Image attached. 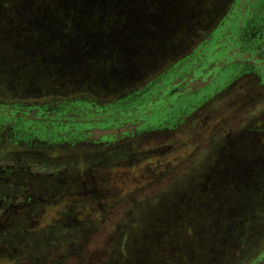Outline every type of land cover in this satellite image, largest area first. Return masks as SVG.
<instances>
[{"label": "trees", "instance_id": "16d2710c", "mask_svg": "<svg viewBox=\"0 0 264 264\" xmlns=\"http://www.w3.org/2000/svg\"><path fill=\"white\" fill-rule=\"evenodd\" d=\"M136 1H87L91 6L84 14L91 18L77 43L88 49V69L79 72L51 61L78 52L75 34L68 37L63 30L70 21L61 23L52 42L19 18L27 6L31 16L46 9L61 19L56 8L68 0H0V43L11 52L0 68V264L69 262L121 203L128 209L110 255L80 264H264V243L252 245L256 230L264 227V147L258 143L250 147L243 138L238 151L243 165L237 172L251 169L254 153L256 172L220 175V163L205 161L153 196L138 193L186 160L183 154L194 147L188 137L197 131H188L178 118L188 112V102L196 103L214 86L202 88L198 98L189 93L183 76L188 54L160 70L161 51L169 61L177 53L172 55L165 36L157 41L155 15L143 21L144 7L151 5L154 13L158 2L145 0L134 8ZM42 38L45 58H34ZM94 43L101 50L92 53ZM213 44L208 59H219L222 52ZM132 48L137 53L125 52ZM131 63L137 72L121 81L120 64ZM204 69L207 65L193 76L218 74V83H224L232 71ZM94 131L105 133L90 139ZM144 163L150 165L147 178L127 177L128 169ZM134 180L143 183L134 189ZM244 252L248 255L238 258Z\"/></svg>", "mask_w": 264, "mask_h": 264}, {"label": "rangeland", "instance_id": "374dc122", "mask_svg": "<svg viewBox=\"0 0 264 264\" xmlns=\"http://www.w3.org/2000/svg\"><path fill=\"white\" fill-rule=\"evenodd\" d=\"M84 1H86V3ZM87 1L95 4L99 0H68L67 3L58 4L61 5V7L56 8V11L61 8L59 9L61 13H57L61 19L54 18L46 9H43L41 13H38L34 17L28 14L27 6L22 7L26 11L19 15L21 19L20 22L26 23L27 28L37 29L39 33L44 35V38L50 35L52 42L59 36L61 23L66 24L65 21L71 22L69 25L70 28L65 27L63 30L68 37L75 34V40H72H74V47L77 48L76 50L78 52L75 54H68L64 59L61 56V60L57 59V56L55 58L52 57L51 61L56 62L54 63L55 65H53L54 67H57L58 63L62 65V62H65L77 68L79 72L88 69L87 55L85 54L88 49L83 50L84 46L78 48L80 43H77L80 42L78 39L79 33L87 31L88 28L85 23L91 18V15L84 14L87 13L88 8L91 6L88 5L89 3H87ZM144 1L145 0L136 1L137 4L134 5V8H136L137 5L143 6ZM156 1L158 4L156 7H153L154 13L148 10V8L152 7L151 5L144 7V20H142L148 22V16L152 14L151 17H149L150 20H152L154 19L152 18L153 15H155L156 18L154 19V23L155 26L156 24L160 26V35L159 39H157L156 35L153 36L156 37L158 42L161 37L165 36V39L169 43L168 49H170L172 55L173 53L174 55L177 53V55L169 61L165 57L166 54L161 51L162 55L160 54L161 56L158 59V62L162 59V68H160V70L175 64L188 54L190 58L188 59V74H183V76L188 77L189 93L194 94L196 98H198L200 95L199 91L202 88L209 89L211 85L214 87H212V92L202 94L199 99H197L196 103L192 104V101L188 102V112L182 114L178 118V121L184 120L186 122L184 127H188V131H197L195 138L193 136L188 137V141H192L194 147H188L187 151L183 154L186 160L179 164L177 168L166 174L160 181L139 190V195L153 196L159 190L168 188L174 184L176 180L186 174L187 170L189 172V169L194 164L203 163L205 161H209V163H213V161L220 163L222 168L221 171H219L220 175L225 172H233L235 175L241 176L246 172H250V170L251 172H256L253 168H256L260 163H256V160H252V158L256 156L255 153L251 155L250 161H248L251 169H247L244 166L243 172H237V169H241L243 165L238 151L239 146L244 144L243 138L244 140L248 139L246 142L250 147H253L257 143L260 147H264V47L250 52L249 47L243 42V35L245 32H243L242 27L254 14L264 13V8L261 6L264 0ZM79 4L84 5V7L80 8ZM48 7L53 6L46 5L47 9ZM30 11L32 13L31 9L29 12ZM22 20H24V22ZM171 25H173L174 28H172ZM102 31H105V29ZM147 35L148 37L144 35L146 40L147 38L150 39V34L148 33ZM44 38H42L43 41H40V43L38 42V45L32 50L36 53V57L33 56L34 58L38 56L44 57L43 55L46 54ZM48 41L50 40L48 39ZM210 41H214L218 46L214 50L215 52H222L219 59L214 60L212 56L208 59L209 55L213 54L207 50ZM150 42V40L148 42L145 41L147 44ZM153 43H157L156 40H154ZM94 44L97 45V43ZM216 44L212 45L213 49ZM98 47L101 46L97 45L94 50L92 46V53L101 50L98 49ZM136 51V48H132L125 52L134 54L137 53ZM10 53L11 52H7L5 46L0 43V68L6 65L8 59H10ZM61 54H65L64 51H61ZM127 61L129 60L126 59V62ZM120 65L123 68L119 69L121 72L118 76H123L121 77V81L128 82L131 80V76L137 72L136 63L123 66L122 64ZM203 65H207V69L203 70L204 73L215 67L221 70L230 68L232 69L231 76L225 78L223 81L224 83H218V74L213 75L211 73L205 78L202 76L195 78L193 76V71ZM252 67L255 69L259 68V72H261L263 76L260 74L258 78H256L254 75L255 69ZM114 70H112L113 73ZM142 74L143 73H140V75ZM219 80H221V78ZM177 81L178 79L174 82ZM122 130H124V128ZM104 133L103 131H94L90 139H97ZM254 148H256V146H254ZM262 153H264V150H262ZM228 163H232V165ZM149 166L150 165L144 163L137 166L134 171L128 169L127 177L129 179H136L135 175H146L145 169L147 170ZM147 177L146 175L145 178ZM134 183L135 189L137 185H142L143 182L142 180H134ZM123 186L125 188V185ZM115 188L116 190L118 189L117 187ZM127 189L131 190V187L125 188V190ZM127 209L128 205L125 203H121L117 206L113 212L105 218L106 221L104 225L98 228L95 234L91 236L85 251L78 257L74 255L70 261L65 264H80V262L84 261L92 262L97 259H103L107 255L109 256L111 253L109 250L110 244L114 240H117V234L115 233L118 231V228H120L124 220V213ZM255 233L257 234L256 239L253 241V244H251H263L264 227L256 230ZM247 255L248 254H245V252L244 254L241 253L238 258ZM240 260L241 259H239L237 263ZM158 264H161V262Z\"/></svg>", "mask_w": 264, "mask_h": 264}, {"label": "flooded vegetation", "instance_id": "af4514ba", "mask_svg": "<svg viewBox=\"0 0 264 264\" xmlns=\"http://www.w3.org/2000/svg\"><path fill=\"white\" fill-rule=\"evenodd\" d=\"M264 8V3H262ZM243 42L249 47V51L258 50L260 47H264V13L254 14L242 27ZM255 69L254 67H252ZM259 68L254 70V75L258 78L260 75ZM263 76V74H261ZM260 82V81H259Z\"/></svg>", "mask_w": 264, "mask_h": 264}]
</instances>
